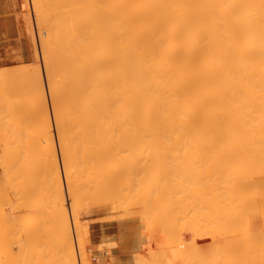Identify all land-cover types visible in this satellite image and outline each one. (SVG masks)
<instances>
[{
  "label": "bare ground",
  "instance_id": "bare-ground-1",
  "mask_svg": "<svg viewBox=\"0 0 264 264\" xmlns=\"http://www.w3.org/2000/svg\"><path fill=\"white\" fill-rule=\"evenodd\" d=\"M31 2L34 9L33 12L35 13L34 20L36 21L37 41H39L37 44L41 47H39V49H41L40 56H42L40 60H43L42 63H44L42 64L44 65L42 69L43 67L45 68V70L43 69V73L46 74L45 76L47 78L48 85H46V88H49H47V92L49 91L52 100V103L51 100L48 102L53 106V109L50 108V110L53 111V115L50 114L54 117L52 121L55 123L56 136H58L59 160L63 169V175H65L64 171L70 174V176L71 172H78L77 174L83 173L85 174V178H87L85 180L89 181L90 179L96 183L93 186L94 188L96 185V187H98V184L100 185L102 181L105 180V184L109 186L107 188L110 189V187H112L113 184L115 185V182L120 179L121 175L123 176V173L119 174V172L117 174L120 170H117L118 165L125 167V165L130 164L129 166L131 169L130 167L128 168L131 170L128 171V173L131 172V177L129 179L130 184L127 185L126 189H129V191L134 189L140 191L141 189L139 190L137 188L143 183L147 185V183L149 184L151 182L149 185L150 187L152 181L156 180V173L157 176L160 173L158 168L159 166L161 167V165L157 167L156 163L159 162L156 161V163H154V158H157L158 153H173L172 159L178 156V154H189L190 156L193 155L192 157L194 159L185 164L186 166L189 165L187 168L183 167L184 162L188 160L183 161L186 157L182 160L183 162L181 160L179 161L177 157L175 158L178 160L175 161V164L179 162L180 165L178 166V164H176V167L178 166L177 169L181 167L182 169L179 171L182 172L181 170H183L187 174L183 172V176V173L180 174L177 169L175 170H177L180 176L178 173L173 175L179 177L170 174V176H172L171 179L174 177L176 178L173 179L174 183L177 181L179 185L181 184L180 187H183L182 191L179 190L180 188L178 189V191H181V194L175 189L176 193L180 195V197L183 195V199L188 202L196 193L195 188L200 187L195 185H200L201 182L204 183L206 178H208L205 176L204 181L201 179V175H203L201 174V170H205V168L202 169V167L208 164L205 162L207 160H205V158L203 159L201 156L205 157L209 155L210 157L211 155L213 158L208 160L214 162V167L216 165L220 166L221 170H219L218 175L217 171L213 170L216 172V175L208 180L209 186L211 187L210 190L214 191L211 194V205L214 207L212 211L216 212V215L219 214L218 218L216 217V219L213 220L216 216L214 213L211 219L213 223L215 222L212 224L215 230L213 233L212 230L214 227L212 229L210 223L212 232L209 233L211 234L209 242L215 244L216 247H224L220 248L224 249L223 253L222 250L220 253L223 254V258L221 257L222 260L226 255L228 256H226V260H224L226 264H264V0H31ZM32 42H34V40ZM24 71L22 74H24ZM29 74H27V76ZM40 75H36L35 78L33 77L34 80H31V83L29 82L30 86L28 88V84L27 86L25 84V88L29 91V97H26V99L23 98V96H19V94H21V89L19 93H17L19 97L14 101L16 102V106H14L16 107L15 109L24 111V113H22L23 111L21 112L22 116L21 114L20 116L24 121L28 122V124L33 121L37 122L39 118H42L41 120L45 123L49 122L47 105L45 106L46 103L43 99L44 91L41 87L43 84L41 83ZM27 78H29V76ZM2 81L4 82V80ZM12 83H9L11 87L13 85ZM1 87L2 85L0 88ZM2 91L0 92V100H2V103H6L7 99H4L7 95L4 92L6 96H3ZM12 95L15 94L12 93ZM21 95H24V93ZM7 97L9 98V96ZM8 102L6 104L10 105ZM1 109H7V113L13 111L12 107L8 106L7 108L6 106L5 108L4 105L1 106L0 110ZM16 110L14 111L17 112ZM7 113H5V115ZM11 117L13 118V115ZM11 117L8 118L11 119ZM13 119L15 120V118ZM40 119L38 121H40ZM3 121L6 122L5 120ZM8 121L7 124L12 122L11 120ZM17 121L19 122V120ZM7 124L6 130L8 129ZM11 125L15 127V124L11 123ZM22 125L23 126L20 127L23 128L24 123ZM39 125H41L40 122L38 123V126ZM48 125L46 123V126ZM18 126L17 128L19 129ZM25 126L27 127V125ZM4 127L1 128L5 130ZM49 127L51 128V126ZM14 129L12 132L15 131L14 133L16 134V130ZM30 129L31 128H29V131ZM21 130L20 132L17 130L19 133L16 134L18 138L13 133L9 134V130L8 132H3V135H6V138L8 136L7 134H9V136L13 134L19 140V135L22 134ZM39 130L40 129H38L37 133H39ZM45 130L47 132L45 131L46 133L44 136L40 137L39 135L38 141L35 140V136H32L31 140L35 137L33 140H35L36 144L32 143L33 140L27 142L29 148L35 150L28 151V148L27 152H23L25 150L23 147V153L21 150H19V153V148L14 150V147L17 148V144L12 141V137H7V139L14 143L11 144L16 145L14 147L12 146V151L9 150L8 148H11L9 146L11 144L8 143L10 142H8L7 139L5 141V138L2 140L3 136L0 135V139L3 142L2 144L0 141L2 147L0 149V264H21L23 260V264H35L31 252L34 248L33 245L32 249L30 246L34 243L30 244L29 241L50 232L54 233V239H56L55 241L52 239V241L55 242V246L51 245L52 242L49 244L51 247H54L50 248L51 251L49 250L51 256L48 254L51 263L55 259L56 261L59 260L56 264H77L74 255L75 252H72L74 248H71V246L73 247L71 236L69 239V235H71V225H69L68 217H66L67 210L65 209L66 205L64 206L65 197L62 193V180H60L59 165L54 148L55 145L52 143V139L48 137L47 133H49V130ZM24 131V137L28 136L26 133L29 131ZM0 132H2V130ZM40 134L42 135V133ZM51 134L52 133H49V135ZM14 136L13 139H15ZM24 137H22L23 141ZM18 140L17 142H19ZM25 140H30V138ZM149 154H152L151 157ZM154 154L156 157L153 158L152 156H154ZM131 155H134V157L132 158ZM135 155H143L141 157L147 155L149 157L147 159L146 156V158H142V162H139L137 160H140V157L136 158ZM196 156L201 158L197 157L196 160ZM130 157L132 159H130ZM168 157H170V155ZM135 158L137 160L134 161L133 159ZM150 158H152V160ZM182 158L181 155V159ZM167 159L170 160V158ZM201 159L202 161H200ZM128 160H131L133 165H131V161L128 163ZM174 160L172 162H174ZM203 160H205V163ZM195 161L200 165L203 164V166L201 165L202 167L199 168L198 165L195 164ZM199 161L201 163H199ZM134 162L139 163L134 164ZM181 162L183 164H180ZM193 162L194 164H192ZM171 165L173 164L171 163ZM173 166L175 167V165ZM164 167H166V165ZM167 167L163 169H168ZM194 167H198L199 169L195 170ZM171 168L172 167H170V172ZM189 168L191 172L186 171V169L188 170ZM210 168L212 169V167ZM210 168H207L205 173L208 169L211 171ZM163 169L161 168L160 170L162 171ZM175 170H173V172ZM121 172H124V170ZM67 173L66 175L68 176ZM124 173L128 178L129 176L127 173ZM199 173L201 176L200 178L198 177ZM72 175L73 178L77 176L75 174ZM181 175L184 177V180H182ZM195 175H197L199 179ZM208 175L210 177L212 174L209 173L207 176ZM82 176L83 175H81L80 178L77 176L79 181H77L76 177L74 186L77 185V182H81L80 179H82ZM166 176H168V174ZM185 176L188 177V185L189 183L191 186L193 183L195 184L192 186L193 191L195 190L194 193L191 192L192 189H190L191 191L188 190L190 185L187 186V182H183L186 181ZM190 176L192 179L197 178L198 180L196 179V181L198 182L199 180L202 181L196 184V181L193 179V182H191L189 179L191 178ZM64 178L66 180L67 177ZM165 178L166 177H164V179ZM177 178L180 179L177 180ZM70 179L72 178L70 177ZM67 180L68 184L66 183L65 185L72 186L73 182L71 181L72 183L69 184L70 181L69 179ZM179 180L183 183L179 182ZM157 181L160 183V180ZM161 182L163 184V181ZM156 183L159 184L158 182ZM164 183L166 184L165 181ZM102 184H104V182ZM157 184L156 187H154L155 185H152V187L157 188ZM78 185L80 186V184ZM169 185H171V183H169ZM175 186L177 187L178 185ZM185 186L188 187L186 191L189 192H186L187 194L185 195L187 196L189 194L187 197H190V200L184 197ZM202 186L203 184L200 189L204 191L205 188L202 189ZM102 187L104 188L103 185ZM102 187L100 189H102ZM149 187L147 185V188ZM166 187L164 190L170 193V190L168 191ZM72 188L74 189L73 186ZM72 188L67 187L68 196L70 198H72L71 196L73 194L70 196L68 189ZM119 188L122 187L119 186ZM171 188L172 187L169 189ZM149 189L151 192L152 189ZM86 190L84 189L83 192L85 193ZM104 190L102 189V192H99V194L101 193L102 195ZM94 191L96 192L98 190ZM81 192L82 191H80V194L83 195L84 193ZM88 192L89 188L87 193ZM108 192H110V190ZM140 192L144 193L143 188ZM90 193L87 194L89 199H91L90 195L93 192ZM112 193L114 192L112 191ZM126 193L127 192L124 194ZM136 193L137 192H135V194ZM148 193L149 192H147L146 195ZM172 193L174 196L175 192ZM205 193L209 194V192ZM99 194L97 195L100 197V201H104L103 195L101 196ZM152 194L154 197H158L156 196L157 194ZM75 195L78 196V193H75ZM119 195L122 196L121 194ZM130 195H132V193H130ZM142 195L137 198H141ZM146 195L143 196L145 197ZM178 195L175 196L179 198ZM195 195L196 199L197 197L199 198V196H197L199 195L198 192ZM175 196L173 201H171V197H169V199L168 197L164 198L166 201H171L173 205L174 203L172 202L176 201ZM204 196L205 195H203V198L201 196L199 199L205 198V201H207L206 197L209 195L206 197ZM101 197L103 198L101 199ZM114 197L116 198L115 195ZM123 197L124 195L122 198ZM148 197H146L145 200ZM154 197L152 198L155 199ZM78 198L76 199L78 200ZM94 198L95 197H93L92 200H94ZM98 199L96 201H98ZM129 199L131 200V198L126 200ZM73 200L74 199H72L69 204L75 205L76 203L79 205V202H73ZM122 200L123 199L120 201L122 202ZM126 200L122 202L123 209L126 207L127 203H129V205H127L130 207L135 203L134 198V201L129 200L130 202L133 201L132 205H130L128 201L125 204L124 201ZM193 200L191 201L194 202ZM114 201L116 200L114 199ZM143 201H141L142 204ZM169 201L167 203H169ZM181 201L183 200H180V202L178 200L179 203H181ZM199 201L197 203L195 200V204H192L195 206L197 204L199 205ZM121 202L117 201L116 204L120 203L122 205ZM157 202L160 203L158 206L162 204L161 199ZM157 202L155 201L153 203L157 204ZM183 202L182 206L183 204H187V202ZM80 203V206L77 207V209L80 208V210L83 207L85 208L87 206L86 204H88H84L81 201ZM82 203L85 206H83ZM141 203H139V205ZM203 203L204 201H202V204ZM71 205L70 207L72 208ZM164 205L165 207H173L172 205L166 206L165 202ZM189 205H186V207ZM203 206L205 207V205ZM149 207L145 208L147 209ZM159 208H161L160 211L162 212L166 210L164 207V209H162V207H158L157 209L159 210ZM189 208L188 211L190 210ZM197 208L200 209L198 206ZM197 208L195 209L197 210ZM208 208L209 207L206 209ZM118 209L119 206L117 207V210ZM146 209L145 211L148 210ZM191 210L195 211L193 209ZM208 210H210V208ZM200 212V214H193L191 217H189L190 215L186 216L189 217V219L193 216L198 217L199 215V217H203V215L201 216L203 212ZM133 213L135 212L133 211ZM153 213L155 214L156 212ZM197 213H199V211H197ZM143 214L144 217L147 215L146 213ZM165 214H167V211ZM169 215H165L166 218ZM186 216H183L185 220ZM206 216L207 218L205 219L211 221L208 217L210 214ZM122 217L124 216L122 215ZM149 217L150 219L153 218L150 214ZM175 217L174 215V218ZM179 217L182 218L181 216ZM197 217L196 219L194 217L192 219L196 221ZM108 218L109 217H107L106 220H108ZM166 218L164 217L165 220H167ZM255 218L258 219L256 224L255 222L253 223ZM155 219L157 221V219L160 218L156 217ZM164 219L161 217L160 221ZM176 219H173V221H179ZM146 220L147 219H145V221ZM152 220L154 221V218L151 219V221ZM167 221H171V219L168 218ZM189 221L192 222L191 219ZM77 223L75 226H77ZM185 223L190 224L188 221ZM196 223L197 222H195V224ZM151 225L153 224H148V228ZM196 225H198V223ZM196 225V228L201 227V224L198 226ZM204 225L205 224L202 226L204 227ZM79 226H81V224ZM161 226H163V224H161ZM174 227L173 225V230ZM210 227H205V229L207 228L206 230H210ZM145 228H147V225ZM161 228L163 229V227ZM187 228H189V226ZM191 228L189 231H194H191ZM82 229L86 230L85 226ZM176 229L178 230L177 227ZM199 229L195 231L196 234L192 232L193 236L196 235V238L198 237L197 231L202 234H200L201 236H203L205 232H210L203 231L205 229L202 228V232H204L202 233ZM84 230L83 234L85 232ZM179 231L180 229L178 233H180ZM171 232L169 233L171 234ZM182 232L187 233L188 231L186 232L184 229ZM172 234L170 235L171 238ZM204 235L205 238H208L206 233ZM174 236L176 237L177 235ZM169 237L167 239L168 241L166 240L169 244L170 242L174 243L175 241L176 243V241H178L174 240L175 238L169 241ZM81 238L80 236V239ZM198 239L200 241L201 238ZM22 240L30 244H26L29 246L27 248L29 250L24 249L25 244L22 243ZM47 240H49L48 237ZM192 242H194V238L191 243ZM196 242L198 241L196 240ZM21 243L24 245L22 246ZM80 243L84 245V243ZM175 243L173 244L174 246H176ZM36 244L38 245V243ZM182 244L183 243H181V245ZM206 244L208 243H204L200 245V247H207L208 245L206 246ZM82 245L80 247H83ZM185 245H187V243ZM185 245L183 244L182 246L184 247ZM194 245L195 244L191 247ZM215 245L210 246L211 254L207 252L205 255L208 257L202 258L207 261L203 263L201 261L200 263L197 260V264H210L212 263L210 260L212 259V261H214L215 256H217L216 260H219L218 256L221 254L218 251L220 250H217L219 255L214 253V251L213 255H216L212 257V248ZM43 246L46 247L45 245ZM78 246L76 247L78 248ZM183 247L181 248L184 249ZM177 249H179V247ZM182 249L180 250L184 253ZM44 250L46 251L47 249ZM191 250L194 251V247L193 249H189L190 252L187 250V252L190 253L189 255H193ZM206 250L210 249L207 248ZM34 251L35 250H33V252ZM83 251L84 249L82 252ZM172 251L174 252V249ZM259 251H262L261 256L259 255ZM227 252H229V254ZM36 253H38V251ZM156 253L159 254V251H156ZM168 253L171 255L170 251ZM177 253H179V251ZM193 253L196 252L194 251ZM83 254L85 255V252H83ZM81 255L80 253V256ZM84 255H82L83 258H86ZM181 255L183 259L184 256L183 254ZM184 255L187 258V255ZM199 257L200 256L195 257L194 254V256L191 257V259L193 258L192 261L189 258H187V260H190L192 264H196L195 260ZM133 258L136 257L133 256ZM171 258V260H173V256ZM176 258L177 260L180 259H178V256H176ZM176 258H174L175 261L173 260V262H176ZM221 258L219 261L222 263L223 261ZM36 259H38V257H36ZM43 260L44 259H42V261ZM46 260L48 262V258L45 257L43 263H46ZM168 260L169 261L165 259L164 262L167 261L166 263H169L171 261L170 259ZM199 260H201V257ZM182 261H184L183 263L185 264V259ZM138 262L141 263L142 261L138 259ZM146 262L149 263L148 261ZM38 264H40V261H38Z\"/></svg>",
  "mask_w": 264,
  "mask_h": 264
},
{
  "label": "rangeland",
  "instance_id": "rangeland-1",
  "mask_svg": "<svg viewBox=\"0 0 264 264\" xmlns=\"http://www.w3.org/2000/svg\"><path fill=\"white\" fill-rule=\"evenodd\" d=\"M34 9H33V6H32V2H31V0H0V86L2 85V87L0 88V92L2 91L3 92V96H9V98L6 96V98L4 99V100H6L7 99V101H6V103L8 102V100H9V104L10 105H7L4 101V103H2V100H0V102L2 103H0V108H1V106H3L4 105V107L6 108V106H7V108H8V106L9 107H12V109H13V107L14 106H16V102H14V101H16L17 100V98L19 97V96H23V98H28L29 96V91H28V87L30 86L29 84L31 83V80H34V78H35V76L36 75H40L41 76V83L44 85H42L41 87L43 88V91H44V97H43V99H44V102L46 103L45 104V106L47 105V113H48V120H49V122H46L47 123V125L48 126H46V123L45 122H43L40 118V121H38L37 120V122L36 121H33V122H35V123H33V122H30L29 124H28V122H26V121H24L23 119H22V114H21V112L23 111H18V110H16L15 108L16 107H14V109H13V111H9L8 113L6 112V111H8L7 109H1L0 110V117H2V118H0V122H1V127L3 128L4 126V128H5V130L4 129H2L1 127V130H2V132H0V135L1 136H3V138H2V140L5 138V136L6 135H3V132H8V130L10 131L9 132V134H11V133H13V134H15L14 132H12L13 131V129L14 128H16V129H14V130H16V134H19L18 133V131L17 130H19V132H20V130L22 129L23 131L24 130H26V131H24V132H27V131H29V128H31L30 129V131L28 132V133H26V135L28 134V136H26V137H24L25 136V133H23V131L21 130V132H22V134H24V135H22V134H20L19 135V140L17 139L18 138V135H16L15 134V136L17 137H15L13 134V136L15 137V139H13V136L12 135H10L9 136V134H7L8 136V138L10 137H12V141H14V143L16 142V144H17V148L16 147H14L15 145H13L14 143L11 141V140H9V139H7V137L5 138V141H6V139L8 140V142H10V143H8V144H11V143H13V144H11V145H9L11 148H8L9 150H11L12 149V146L14 147V150H16V149H18V151L19 150H21V152L23 151V147H24V151L23 152H27V150H28V148H29V144L27 143L28 141H32L35 137V140H37L38 141V139H39V135H40V137L41 136H44V134L47 132L45 129H47V130H49L48 132L49 133H52L51 135L53 136H51V135H49V133H47L48 134V137H50V139H52L51 141H52V143L55 145H53L54 146V148H55V153H56V156H57V161H58V165H59V175H60V180H62L61 181V184H62V193H63V196L65 197L64 198V202H65V204H64V206H65V209L67 210V214H66V217H68V220H69V225H71L70 226V232H71V235H69V239H70V236H71V240H72V245H73V247L71 246V248L73 249L72 250V252H75V258H76V262H77V264H83L86 260V262H87V264H136V263H138V264H171L172 262H173V260L175 261V259L174 258H176V256H178V259L180 258V259H182L181 257H182V255L181 254H183V256H184V258L182 259V260H184L185 259V264H192L191 263V261H192V259L194 258H192L191 259V257L192 256H194V254H195V257H198V256H200L201 257V260H199L200 259V257L199 258H197L195 261H196V264L198 263L197 262V260L201 263V261H202V263L204 262V261H207L206 259H202V258H204V257H208L207 255H205V254H207V252H208V254L210 253V251H211V245H215V244H211L209 241H210V239H211V237H210V235L211 234H209V233H211L212 231H213V233H214V230H215V227L214 226H212V224H214L213 223V221L211 220L212 219V217L214 216V213H215V215H216V212H214V211H212V210H214V207H212V201H211V199H212V196H211V194L214 192V191H212V190H210L211 189V187L209 186V179L212 177V176H215L216 174V172H214V171H217V175H218V172H219V170H221V168H220V166H217L216 164V166L214 167V162H210L208 159H210V158H213V157H211V155H210V157H209V155H206L205 157L204 156H201L203 159L205 158V160H207V161H205V160H203V162L205 161V162H207L208 164H207V166H205V167H202L203 166V164H198V162L197 161H195V164H197L198 165V167L199 168H201L202 167V169L203 168H205V170L207 169V168H210V167H212V169L210 168V170L211 171H209V169H208V171H206V173L207 174H212V175H210V177H209V175L207 176V174L205 173V170H201V174H203V175H201L200 176V173H199V175H198V177L200 178L201 177V179L204 181L205 179V176L206 177H208V178H206V180H205V182L203 183V182H201V184L200 185H195L194 183V185L195 186H200L199 188H195V190H196V193L195 194H197V192H198V194L199 195H197V196H199V198L202 196V198H203V195H205L204 197H206V196H208V197H206V200L207 201H205V198L204 199H199L198 197H197V199H196V195L194 194V196L193 197H195V198H193V197H187V196H189V194L186 196L185 194H187L186 192H188V191H186V189L188 188L187 186H189L190 185V188L188 189L189 191H191L190 189H192V186H193V184H192V186H191V184L189 183V185H188V182H187V176H185V180L186 181H183V182H187V186H185L186 188H185V193H184V190H183V193H184V197H186L188 200H193L194 202H195V200H196V202L198 203V201H199V205L197 204L196 206L195 205H193L192 203H194V202H192L191 200L190 201H185L184 199H183V195L181 196L182 197V199H181V197H180V195H178L177 193H176V191L177 192H179L180 194H181V191H182V189H183V187L181 188L180 187V185H179V183L177 182V181H175L176 183H174V181H173V179H176L175 177L173 178V179H171V177L172 176H176V177H179L180 176V174L181 173H183L184 171L183 170H181L182 172H180L179 170L180 169H182L181 167H179V169H177V167L178 166H180L179 165V162H177L176 164H178V166L176 167V164H175V161H182L185 157H186V159L185 160H183V161H186L187 159V162H184V164L181 162L180 164H183L184 166L183 167H185V168H187V167H189V165H185L186 163H188L190 160L192 161V159H194L192 156H190L189 154H178V156L180 157H178V156H176L175 155V153H174V155L177 157V159L178 160H176L175 158L176 157H174L173 159H172V155H173V153L171 154V153H158V156H157V158L155 159L154 157H156L155 156V154H154V156H152L153 158H154V163H156V161H158L159 163H156V165H157V167L159 166V165H161V167L159 166V175L157 176V173H156V175H155V178H156V180L155 181H152V185L154 186V187H156V182H158L159 183V181H157V180H160V185L159 184H157V186L159 187H157V188H154V187H152V185L149 187V185L151 184V182L148 184L147 183V185H148V187L149 188H151L152 189V191L150 192V189L149 188H147V185H146V183H143L139 188H137V189H141L142 190V188H143V192L144 193H141L140 191H136L135 189L134 190H130L129 191V189H126L127 188V185H129L130 183V174H131V172H129L128 173V171H131L130 169H131V167L129 166L130 164H127V165H125V167L123 166V167H121V166H119L118 165V169L117 170H119L118 172H117V174L119 173V174H122L123 173V176L121 175V177H120V179H118V181L117 182H115V185L113 186L112 185V187H110V189H108L107 187H109V186H107L108 184H105V180H103L102 181V183L104 182V184H98V187H96L95 186V188L93 187L96 183L95 182H93V180H90L89 179V181L88 180H85V179H87V178H85V174H77L78 172H75V173H72L71 172V176H70V174H68L66 171H64L65 172V175H66V173L68 174V176L66 175H63L64 173H63V169H62V167H61V162H60V152L58 151L59 150V147H58V136H56L57 135V132H56V127L54 126L55 125V123L52 121V120H54V117L52 116L53 114V111L52 110H50V108L51 109H53V106L51 105V103H52V100H51V95L49 94V91L47 92V88H46V85H48V83H47V78H46V74H44L43 72H44V70H45V68L43 67V69H42V66H44V65H42V64H44V63H42L43 62V60H40V59H42L41 57L42 56H40V51H41V49H39V47H40V45L38 46V44H37V42L39 43V41H37V39H38V35H37V28H36V26H35V23H36V21L34 20ZM32 34V35H31ZM32 36H33V39H32ZM34 40V42H32ZM34 43V44H33ZM41 48V47H40ZM35 50V51H34ZM36 54H35V53ZM36 57H37V60H36ZM38 68V69H37ZM2 69H4V70H2ZM37 69V70H36ZM25 70V71H24ZM2 71H4V72H2ZM22 71V72H21ZM23 71H24V74H22L23 73ZM26 71H28V72H26ZM38 71V72H37ZM30 73V74H29ZM36 73V74H35ZM38 73V74H37ZM27 74H29L28 76H29V78H27L28 76H27ZM34 74V75H33ZM17 75H19V76H16ZM20 75H23V76H20ZM33 75V76H32ZM14 76V77H13ZM22 77V78H21ZM32 77V78H31ZM34 77V78H33ZM46 78V80H45V78ZM6 78V79H5ZM21 78V79H20ZM10 79V80H9ZM17 79V80H16ZM20 79V80H19ZM23 79H24V82H23ZM2 80H4V82L2 81ZM7 80V81H6ZM19 80V81H18ZM21 81V82H20ZM27 81V82H26ZM8 82V83H7ZM13 82V83H12ZM20 82V83H19ZM30 82V83H29ZM5 83V84H4ZM7 83V84H6ZM12 83L13 85H12V87H11V85L10 84ZM17 85H19V86H17ZM47 83V84H46ZM21 84V85H20ZM25 84H26V86H27V84H28V86H27V88H25ZM7 85V86H6ZM23 85V86H22ZM15 86V87H14ZM21 86V87H20ZM19 87V88H18ZM8 88V89H7ZM12 88V89H11ZM24 88H25V90H24ZM10 89V90H9ZM19 89V90H18ZM22 89V90H21ZM49 89V88H48ZM16 90H17V92H16ZM21 90V91H20ZM9 91H10V93H9ZM12 91H14V92H12ZM19 91H20V93L21 94H23L24 93V95H21V94H19V96H18V94L17 93H19ZM23 91V92H22ZM24 91H26V92H24ZM4 92H5V94H4ZM7 92V93H6ZM12 93H14L15 95H12ZM12 96H11V95ZM25 94H27V95H25ZM1 95V94H0ZM17 95V96H16ZM25 96V97H24ZM1 97V96H0ZM13 97H15V98H13ZM45 97H47V98H45ZM2 98H4V97H2ZM12 100H11V99ZM26 98V99H27ZM14 99V100H13ZM16 99V100H15ZM46 99V100H45ZM51 100V103L50 102H48V101H50ZM48 103H47V102ZM14 102V103H13ZM29 102V101H28ZM5 104H6V106H5ZM51 106V107H50ZM14 110H16L17 112H15ZM52 111V112H51ZM2 112V113H1ZM12 112V113H11ZM5 113H7L8 114V116H7V114L5 115ZM18 113V114H17ZM22 113H24V111L22 112ZM52 115H51V114ZM3 116H2V115ZM11 114V115H10ZM16 114V115H15ZM20 114H21V116H20ZM50 114V115H49ZM5 115V116H4ZM13 115V118H15V120L11 117ZM6 116H7V120H6ZM18 116H19V118H18ZM5 117V118H4ZM11 117V119H9V118ZM4 118V119H3ZM50 118V119H49ZM2 120V121H1ZM3 120H5L6 122H4ZM8 120H11L10 122L11 123H13V124H15V127L13 126V125H11V123H9L10 124V126H9V124H7L9 121ZM17 120H19V122L17 121ZM8 121V122H7ZM15 121V122H14ZM3 122V123H2ZM22 122V123H21ZM41 123V125H39L38 126V123ZM53 122V123H52ZM24 123V127L22 128V127H20V126H23L22 124ZM6 124L8 125V129L6 130ZM20 124V125H19ZM33 124V125H32ZM43 124V125H42ZM3 125V126H2ZM19 125V126H18ZM25 125H27V127L25 126ZM31 125V126H30ZM36 125V126H35ZM17 126L19 127V129L17 128ZM37 126H38V128H37ZM49 126H51V128L49 127ZM54 126V127H53ZM33 127V128H32ZM40 127V128H39ZM46 127H48V128H46ZM12 129V130H10V129ZM21 128V129H20ZM41 128H43V129H41ZM50 128V129H49ZM53 128H55V129H53ZM28 129V130H27ZM36 129V130H35ZM38 129H40L39 130V133H37L38 132ZM0 130V131H1ZM34 132H32V131ZM54 130H55V132H54ZM36 131V132H35ZM46 131V132H45ZM51 131V132H50ZM31 133V134H30ZM40 133H42V135L40 134ZM56 133V134H55ZM5 134V133H4ZM38 135V136H36V135ZM21 136V137H20ZM32 136H35V137H33V139L31 140V138H32ZM22 137H24V141H23V138ZM28 137V138H27ZM1 138V137H0ZM21 138V139H20ZM30 138V140H25V139H29ZM2 140L0 139V141L2 142ZM17 140L19 141V142H17ZM35 140H33V144H36L35 143ZM56 140V141H55ZM5 141H4V143H5ZM25 141H26V143H25ZM36 141V142H37ZM0 142V143H1ZM21 142V143H20ZM23 142V143H22ZM20 143V144H19ZM2 144H3V142H2ZM6 144V143H5ZM8 144H6L7 146H8ZM18 144H19V147H18ZM31 144V143H30ZM25 145V146H24ZM8 146V147H9ZM28 146V147H27ZM20 147H22V148H20ZM27 147V148H26ZM34 147V146H33ZM2 147H1V144H0V149H1ZM34 149V148H33ZM13 150V151H14ZM35 150V149H34ZM34 150H32V148H29V150L28 151H34ZM1 151V150H0ZM12 151V150H11ZM17 152V151H16ZM22 152V153H23ZM1 153V152H0ZM19 153H20V151H19ZM177 154V153H176ZM151 155L152 154H149V156L151 157ZM164 155V156H163ZM170 155V157H168ZM181 155H182V159H181ZM129 156V155H128ZM136 156V158H138V157H140V160L138 159H133L134 161L135 160H137V161H139V162H142L143 161V159L142 158H146V156L147 155H145L144 157H141V156H143V155H135ZM149 156H147V159H148V157ZM163 158H162V157ZM165 156H167V157H165ZM131 157L133 158L134 157V155H131ZM130 157V159H132ZM159 157V158H158ZM192 157V158H191ZM195 157V156H194ZM197 157L198 158H201V157H199V156H196V160H197ZM165 158V159H164ZM167 158H170V160L169 159H167ZM127 159H128V157H127ZM151 160H152V158H150ZM159 159H160V161H159ZM164 159V160H163ZM166 159H167V162H166ZM175 159V160H174ZM125 160V159H124ZM174 160V162H172ZM126 161V160H125ZM129 161H131V160H128V163H129ZM200 161H202V159L200 160ZM199 161V163H201ZM127 162V161H126ZM139 162H136V163H139ZM166 162V163H165ZM173 164V165H175V167L173 166V165H171V163ZM204 162V163H205ZM135 162H134V164H136ZM170 163V165L168 166V164ZM191 163V162H190ZM209 163H211V164H209ZM192 164H194V162L192 163ZM191 164V165H192ZM131 165H133V162L131 161ZM166 165V167L168 168V169H163V168H166V167H164ZM204 165H206V164H204ZM210 165V166H209ZM127 166V167H126ZM192 166H194V165H192ZM196 166V165H195ZM120 167V168H119ZM130 167V169H128ZM170 167H172L171 168V172H170ZM173 167H174V169H173ZM198 167H194L195 168V170L197 169H199ZM163 169L162 171L164 172H162L160 169ZM185 168H184V170H185ZM175 169H177L179 172H180V174L177 172V170H175ZM216 169V170H215ZM124 170V172H126L127 173V175L129 176L128 178H127V176H126V174L124 173V172H121V171H123ZM167 170V171H166ZM173 170H175L174 172H173ZM214 170V171H213ZM186 171H190L191 172V170H190V168L187 170L186 169ZM192 171H193V168H192ZM212 171H213V173H212ZM168 172V173H167ZM197 172H199V171H197ZM204 172V173H203ZM162 173V174H161ZM166 173V174H165ZM175 173H178V175L179 176H177V175H173V174H175ZM184 173H186V172H184ZM184 173L182 174L183 176H184ZM195 173V172H194ZM72 174H75V175H77L79 178L81 177V175H83L82 176V179H80L81 180V182H77L76 184L77 185H75L74 186V184H75V179H76V177L77 176H74L75 178H73L72 176ZM168 174V176H166ZM170 174L172 175V176H170ZM187 174V173H186ZM185 174V175H186ZM192 174V173H191ZM181 175V177H182V180H184V177ZM190 175V174H189ZM194 175V174H193ZM161 176V177H160ZM169 176H170V178H169ZM196 177H197V175H195ZM64 177H67L66 178V180H65V178ZM69 177V178H68ZM70 177L72 178V179H70ZM78 177H77V181H79V179H78ZM104 176L102 175V178H103ZM126 177V178H125ZM159 179H158V178ZM163 177V178H162ZM164 177H166L165 179H164ZM191 177V176H190ZM194 177V176H193ZM197 177V178H198ZM83 178H84V180H83ZM101 178V177H100ZM122 178V179H121ZM154 178V179H155ZM196 178V179H197ZM198 178V179H199ZM67 179H69V184L70 183H72L73 182V187H74V189H75V191H74V189L72 188V186H67V185H65L66 183L68 184V180ZM104 179V178H103ZM126 179H127V181H126ZM164 179V180H163ZM178 179H180V178H177V180ZM190 180H191V182H193V179H192V177L191 178H189ZM188 179V180H189ZM196 179H194L195 181H196ZM197 179V180H198ZM67 181V182H65V181ZM120 180V181H119ZM125 180V181H124ZM169 182H168V181ZM172 180V181H171ZM202 180H199V182L198 181H194L196 184L198 183H200V181H202ZM72 181V182H71ZM84 181V182H83ZM91 181V182H90ZM122 181V182H121ZM161 181H163V184H162V182ZM164 181L166 182V184L164 183ZM208 181V182H207ZM121 182V183H120ZM124 182V183H123ZM126 182V183H125ZM168 182V183H167ZM175 184V185H178L177 187L173 184V183ZM179 182H182V181H180L179 180ZM182 182V183H183ZM91 183V184H90ZM169 183H171V185H169ZM78 184H80V186H81V184H82V186H81V188H80V186L78 185ZM93 184V185H92ZM119 184V185H118ZM122 184V185H121ZM144 184H145V186H144ZM203 184V186H202V189H204V191L205 190H208V191H205V192H209V194L208 193H205L203 190H201L200 188H201V185ZM206 184V185H205ZM87 185H88V187H87ZM91 185V186H90ZM102 185L104 186V188H105V190H104V188L102 187ZM185 185V184H184ZM69 188H72V189H68L69 190V195L71 196V194H73L71 197L72 198H70L69 196H68V191H67V187ZM78 186H79V188H78ZM84 186V187H83ZM119 186L120 187H122V188H119ZM143 186V187H142ZM162 186H163V188H162ZM166 187V189L170 192V193H167L164 189H165V187ZM208 186V187H207ZM93 187V188H92ZM102 187V189L104 190V193L102 194L103 195V197H101V199L103 198V199H105L104 201H100V197L97 195V194H99V192H102V189H100ZM142 187V188H141ZM144 187H146V188H144ZM170 187H172L171 189H169ZM176 187V188H175ZM88 188H89V192L88 193H90L91 195H90V198L91 199H89L88 198V196H87V191H88ZM90 188H91V190H90ZM119 188V189H118ZM161 188V189H160ZM180 188V189H179ZM194 188V187H193ZM206 188H208V189H206ZM84 189L86 190L85 191V193L83 192L84 191ZM111 189H114V190H111ZM122 189V190H121ZM154 189V190H153ZM175 189H176V191H175ZM178 189L179 190H181V191H178ZM198 189H200V190H198ZM72 190V191H71ZM94 190H98V191H94ZM100 190V191H99ZM110 190V192H111V194H110V192H108V191ZM121 190V191H120ZM127 190V191H126ZM146 190H148V191H146ZM159 190H161V191H159ZM165 192H164V191ZM195 190L193 191V189H192V193H194L195 192ZM73 191H74V193H73ZM77 191V192H76ZM80 191H82L81 193H84L83 195H81L80 194ZM107 191V192H106ZM112 191L114 192V193H112ZM163 191V192H162ZM71 192V193H70ZM115 192H116V194H115ZM118 192V193H117ZM121 192V193H120ZM122 192H123V194H122ZM125 192H127L126 194H124ZM132 193V195H130V193ZM134 192V193H133ZM135 192H137L136 194H135ZM140 192V193H139ZM147 192H149L147 195H146V193ZM156 192V193H155ZM158 192H161V193H158ZM172 192H175V194H174V196L175 195H178L179 196V198L177 197V196H175V200L176 201H174V202H172V203H174L173 205L171 204V201H173V198H174V196L172 195L173 193ZM190 192V193H191ZM199 192H202V193H199ZM75 193H78V196H76L75 195ZM139 193V194H138ZM152 193H154V194H157L156 196H158L157 198L156 197H154V195L152 194ZM162 193H164V194H162ZM189 193V192H188ZM204 193V194H203ZM119 194H121L122 196L124 195V197L122 198V196H120ZM134 194H135V196H134ZM138 194V196H140V195H146L145 197L142 195L141 196V198L139 197V199L136 197V195ZM152 196H151V195ZM160 194H162V195H160ZM201 194V195H200ZM94 195H96V196H94ZM99 195H101V193L99 194ZM101 195V196H102ZM104 195H106V196H104ZM114 195L116 196V198L114 197ZM118 195H119V197H118ZM127 195V196H126ZM168 195H170V196H168ZM171 195H172V197H171ZM192 195V194H191ZM112 196V197H111ZM131 196V197H130ZM148 196H151V197H148ZM162 196V197H161ZM69 197V198H68ZM79 197V198H78ZM84 197H86V198H84ZM93 197H95L94 198V200H92L93 199ZM121 197V198H120ZM146 197H148L146 200H145V198ZM152 197H154L155 199H153ZM167 198L168 197V199H169V197H171L172 198V200L171 201H169L168 199V201H169V203H167L168 201H166L165 200V198ZM76 198H78V200L76 199ZM83 198H84V201H83ZM99 198V199H98ZM113 198V199H112ZM120 198V199H119ZM128 198H131V200H133V198L135 199V203L132 205V202L134 201H132V202H130L129 200H126V199H128ZM136 198H137V200H136ZM152 198V199H151ZM161 199V205L160 206H158V204H160L159 202H157V201H160V199ZM176 198H178V199H176ZM185 198V199H186ZM207 198H209V199H207ZM70 199V200H69ZM72 199H74L73 200V202H76L77 201V203L79 202V205L78 204H76L75 203V205H74V207H73V205H71V203L69 204V202L72 200ZM80 199H82V200H80ZM89 199V200H88ZM98 199V201H96ZM114 199L116 200V201H114ZM118 199V200H117ZM121 199H123V200H126V201H124V203L126 204L127 203V201L128 202H130V205H132L131 207L130 206H128L129 205V203H127L126 204V207H124V209H123V200H122V202L120 201ZM142 199V200H141ZM151 199V200H150ZM186 199V200H187ZM87 200V201H86ZM111 200V201H110ZM143 201V204L141 203V201ZM147 200H149V201H147ZM154 200V201H153ZM178 200H179V202H180V200H183V201H185V202H183V201H181V203H179L178 202ZM198 200V201H197ZM208 200H210V201H208ZM80 201L81 202H83L84 204L85 203H88V204H86L87 206H88V208H87V206L84 208L83 206H85L83 203H82V207L83 208H81V210H80V208L79 209H77V207H79L80 206ZM90 201V202H89ZM117 201L118 202H121L122 203V205L120 204H116L117 203ZM157 202V204L156 203H153V202ZM202 201H204V203L202 204ZM63 202V203H64ZM72 202V203H73ZM103 202H105V203H103ZM110 202V203H109ZM112 202V203H111ZM145 202V203H144ZM147 202V203H146ZM152 202V203H151ZM164 202H165V204H166V206L167 205H172L173 207H165V205H164ZM178 204H177V203ZM182 202L183 203H186L187 202V204H183V206H182ZM92 203V204H91ZM137 203V204H136ZM139 203H141L140 205H139ZM202 205H201V204ZM207 203H209V204H207ZM145 204V205H144ZM146 204H148V205H146ZM152 204V205H151ZM189 204H191V205H193V206H191V205H189ZM195 204V203H194ZM207 204V205H206ZM70 205L72 206V208L70 207ZM154 205H156V206H154ZM177 205V206H176ZM186 205H189L188 207H186ZM203 205H205V207L207 208V207H209L210 208V210H208V209H206ZM119 206V209L117 210V207ZM149 207V208H145V207ZM176 206V207H175ZM178 206H180V207H178ZM195 206V207H194ZM197 206L198 207H200V209H198L197 208ZM70 207V208H69ZM153 207V208H152ZM158 207H162V209H164V208H166V210H165V212H162V211H160L161 210V208H159V210L157 209ZM164 207V208H163ZM175 207V208H174ZM183 207H184V209H183ZM190 207V208H189ZM193 207V208H192ZM75 210H74V209ZM181 208H182V211H181ZM188 208L190 209L189 211H188ZM195 208H197V210L195 209ZM204 209V211H203V209ZM213 208V209H212ZM89 209V210H88ZM145 209L147 210V211H145ZM154 209H156V210H154ZM179 209V210H178ZM191 209H193V210H195V211H192ZM207 210V212H206V210ZM138 210V211H137ZM153 210V211H152ZM185 211V213H184V211ZM186 210H187V212H186ZM74 211V212H73ZM78 212V213H76V212ZM81 211V212H80ZM133 211L135 212V213H133ZM166 211H167V214H165L166 213ZM176 211V212H175ZM179 211V212H178ZM197 211H199V213H197ZM200 211H202L203 213L201 214V216L203 215V217H197V216H193L195 219H196V217H197V220L195 221V219H192V218H190L191 220H192V222L191 221H189L190 219H189V217H191L193 214L195 215V214H200L201 212ZM210 211H211V213H210ZM123 212H124V214H123ZM149 212V213H148ZM152 212V213H151ZM153 212H156L155 214L153 213ZM160 212V213H159ZM161 212H162V214H161ZM175 212V213H174ZM182 212V213H181ZM192 212H194V213H192ZM196 212V213H195ZM72 213V214H71ZM143 213H146L147 215L144 217V214ZM159 213V214H158ZM169 213H170V215H169ZM174 213V214H173ZM186 213H188V214H186ZM71 214V215H70ZM124 216V217H122V215ZM140 214H143V215H140ZM149 214H150V216H153V218H154V221L152 220L151 221V219H153V218H151L150 219V217H149ZM180 214H182V215H180ZM209 215L210 214V216H208L209 218H210V220L211 221H209L208 219V221L205 219V218H207V216L206 215ZM77 215V216H76ZM120 215V216H119ZM160 215H161V217H163V219H164V217L166 218V216L165 215H169V216H167V220H168V218L169 219H171V221H167V220H161L160 221V219H161V217H160ZM162 215H164V216H162ZM174 215L176 216L175 218H174ZM178 215V216H177ZM189 216V217H187V216ZM219 215V214H218ZM218 215H216L214 218H213V220L214 219H216V217L218 218ZM72 216V217H71ZM73 216H74V218H73ZM114 216V217H113ZM117 216H119V217H117ZM125 216H128V217H125ZM172 216V217H171ZM179 216H181L182 218H180ZM183 216H186V220L188 221V222H190V224L189 223H185V222H187L186 220H185V218H183ZM204 216H206V217H204ZM107 217H109L108 218V220H106L107 219ZM140 217V218H139ZM144 217V218H143ZM149 217V218H148ZM160 218V219H157V221H156V219L155 218ZM178 217V218H177ZM111 218V219H110ZM177 218V219H176ZM199 218V219H198ZM203 218V219H202ZM101 219V220H100ZM104 219V220H103ZM145 219H147L146 221H145ZM173 219H176V220H179V221H177V222H175V220L173 221ZM181 219V220H180ZM203 221H202V220ZM73 220V221H72ZM92 220H94V221H92ZM103 220V221H102ZM106 220V221H105ZM141 220V221H140ZM143 220V221H142ZM201 220V221H200ZM84 221V222H83ZM90 221H92V222H90ZM184 223H183V222ZM193 221H194V223H193ZM73 222H75V223H73ZM78 222V223H77ZM86 222V223H85ZM144 222H145V224H144ZM195 222H197L198 223V225H200L201 227H199V228H201V229H199V228H196L195 227V225L197 224H195ZM201 222V223H200ZM207 222H208V225H209V227H210V223H211V226H212V229H213V227H214V229L211 231V227H210V230H206L207 228H209L208 227V225H207ZM255 222V224L258 222V219L257 218H255L254 220H253V223ZM77 223V226H75V224ZM81 224V226H79L80 224ZM85 223V224H84ZM169 223V224H168ZM171 223V224H170ZM193 223V225L191 226V224ZM148 224L150 225V224H153V225H151L149 228H148ZM157 224V225H156ZM161 224H163V226H161ZM185 224V225H184ZM187 224V225H186ZM189 224V225H188ZM203 224H205L204 225V227L202 226ZM146 225H147V228H145L146 227ZM173 225L175 226L174 227V230H173ZM177 225V226H176ZM183 225V226H182ZM198 225H196V226H198ZM83 226V227H82ZM84 226H85V228H86V230H84V229H82V228H84ZM87 226V227H86ZM158 226V227H157ZM172 226V227H171ZM189 226V228H187ZM192 228H191V227ZM75 227V228H74ZM77 227H78V229H77ZM80 227V228H79ZM161 227H163V229L161 228ZM166 227V228H165ZM176 227L178 228V230L180 229V233H178V230L176 229ZM185 227V228H184ZM205 227H207L206 229H205ZM73 228H74V230H73ZM190 228H191V231L192 230H194V231H192L194 234H196V230L197 229H199V230H201V232H202V228H204L205 230H203V231H210V232H205L206 234H207V236H208V238L206 237L205 238V233L204 232H202V233H204L203 234V236H201L202 234L201 233H198V231H197V234H198V237L196 238L195 236H193V233L192 232H190L189 230H190ZM220 228V227H219ZM79 229H80V231H79ZM184 229H185V231L187 232V233H185V232H182V230L184 231ZM187 229V230H186ZM83 230L85 231L84 232V234H83ZM167 230V231H166ZM172 232H171V231ZM75 231V232H74ZM79 231V232H78ZM149 231V232H148ZM174 231V232H173ZM175 231H176V233H175ZM74 232V233H73ZM144 232V233H143ZM164 232V233H163ZM168 232V233H167ZM169 232H171V234H172V238H171V234L169 233ZM76 233V234H75ZM78 233H80V234H78ZM191 233H192V235H191ZM54 233L53 232H50V233H48V234H46L45 233V235H40V236H38V237H36L34 240H30L29 242H30V244L31 243H34V244H29L28 242L27 243H25L23 240H22V243H24V244H22L21 243V245L23 246H25V248L24 249H27L29 246L28 245H26V244H29L30 246H31V249H32V245H33V248L34 249H32V256H33V261H34V263L35 264H38V261H40V264H56V263H58V261L59 260H53V262L51 263V259H50V256H51V249L50 248H54L53 246H55V240L56 239H54V237H55V235H53ZM70 234V233H69ZM76 236H75V235ZM152 234V235H151ZM201 234V235H200ZM48 235V236H47ZM84 235H85V237H84ZM174 235H177L176 237L174 236ZM213 235V234H212ZM44 236H46V237H44ZM80 236L82 237L81 239H80ZM167 236V237H166ZM170 236V237H169ZM174 236V237H173ZM43 239H42V238ZM47 237H48V239L50 240V238H51V240L49 241V240H47ZM50 237V238H49ZM76 237V238H75ZM168 237H169V241L170 240H172L173 238H175L174 240H178V241H176V243H175V241H174V243L176 244V246H174L173 244V242H170V244H169V242H167L168 240ZM180 237V238H179ZM45 238H46V240H45ZM146 238V239H145ZM171 238V239H170ZM192 238V239H191ZM193 238H194V242H192L191 243V241L193 240ZM198 238H201L200 239V241H199V239ZM202 238H204V239H202ZM52 239H54V241H52ZM77 241H76V240ZM80 240V242H82V243H84V245H82L80 242H79V240ZM37 240H40V241H43V242H45V243H43V242H40V241H37ZM167 240V241H166ZM191 240V241H190ZM196 240L198 241V242H196ZM207 240V241H206ZM36 241V242H35ZM48 241V242H47ZM152 241V242H151ZM184 241V242H183ZM206 241V242H205ZM21 242V241H20ZM53 244H52V243ZM165 242H166V244H165ZM189 242V243H188ZM197 243V245H196V243ZM208 243V244H206V246L207 247H203L202 248V246L200 247V245H202V244H204V243ZM36 243H38V245L36 244ZM48 243V244H47ZM51 243V245H53L52 247L49 245ZM178 243H180V244H178ZM181 243H183L184 245L187 243V245H185L184 247L181 245ZM36 244V245H35ZM49 245V246H47V245ZM78 244H79V246H78ZM83 246V247H80L81 245ZM158 244V245H157ZM169 244V245H168ZM193 244H195L193 247H194V251L196 252V253H193L194 251L193 250H191L192 252V254L193 255H189L190 253H188L187 252V250L189 251V249L190 248H192L193 249V247H191ZM35 245V246H34ZM40 245V246H39ZM43 245H45L46 247H44ZM189 245V246H188ZM43 246V247H42ZM76 246H78V248L76 247ZM85 246V247H84ZM170 247V249H169V247ZM172 246H174V247H172ZM187 246V247H186ZM199 246V247H198ZM203 246H205V245H203ZM38 247V248H37ZM40 247H41V249H40ZM79 247H80V249H79ZM172 247V248H171ZM179 247V249H177ZM181 247H183L184 249H185V251H186V253H185V251H184V249H182ZM214 247H216V245L214 246ZM212 248L213 250H212V255H213V252L214 253H216V254H218L219 255V253L221 252V250H222V253H223V250L224 249H220V248H224L223 246L222 247H220V246H217L216 248ZM37 248V249H36ZM47 249L46 251L44 250V249ZM155 248H157V249H155ZM200 248H202V249H200ZM208 248V249H210V250H206V249ZM218 248V249H217ZM84 249V251L83 252H85V255L83 254V252H82V250ZM162 249V250H161ZM168 249H169V251H170V253H171V255H169V251H168ZM174 249V252L172 251ZM180 249H182L183 250V252L184 253H182V251L180 250ZM27 250H29V249H27ZM33 250H35L34 252H33ZM40 250V251H39ZM43 250V251H42ZM50 250V251H49ZM154 250V251H153ZM161 250V251H160ZM177 250V251H176ZM202 250V251H201ZM217 250H220V251H218L219 253H217ZM38 251V253H36ZM47 251H49V252H47ZM156 251H159V254H157L156 253ZM179 251V253H177ZM206 251V252H205ZM263 251V250H262ZM262 251L260 252V254H259V252H258V254L261 256V253H262ZM29 252V251H28ZM27 252V253H28ZM39 252H42V253H39ZM46 254H45V253ZM108 252V253H107ZM156 254H155V253ZM176 252V253H175ZM190 252V251H189ZM204 252V253H203ZM36 253V254H35ZM43 253H44V255H43ZM80 253L82 254V255H84V257L86 256V258H83V256L81 255L80 256ZM164 253H165V255H164ZM175 253V254H174ZM181 253V254H180ZM188 253V254H187ZM222 253H220L221 255L220 256H218L219 258V260H220V258L222 257L223 258V254ZM228 254H229V252H227ZM36 256L37 254H39V255H37L36 257H38V259H36V257L34 256V255ZM43 256H42V255ZM50 256H49V255ZM162 254V255H161ZM179 254V255H178ZM184 254H186L187 255V258H189V259H191V261L190 260H187V258H186V256L184 255ZM211 254V253H210ZM216 254H214L212 257H214ZM224 254H226V253H224ZM42 257H41V256ZM48 255V256H47ZM163 255H164V257H163ZM197 255V256H196ZM204 255V256H203ZM133 256L134 257H136V258H133ZM159 256V257H158ZM173 256V260H171L172 257ZM175 256V257H174ZM188 256H191V257H188ZM227 256V255H226ZM225 256V257H226ZM35 257V258H34ZM40 257V258H39ZM45 257L46 258H48V262H47V260H46V263H43V261H45ZM81 257H82V259H81ZM95 257V258H94ZM98 257V258H97ZM139 257V258H138ZM159 259H161V257H162V259L161 260H159ZM167 257V258H166ZM225 257H224V259L222 260V258H221V260L223 261L222 263H221V261H219V260H216L217 259V256H215L214 258V261H212V259L210 260L212 263H210V264H226V263H224L225 261L224 260H226L225 259ZM228 257V256H227ZM24 258V257H23ZM75 258H74V261H75ZM150 258H151V261H150ZM40 259V260H39ZM42 259H44L43 261H42ZM50 259V260H49ZM85 259V260H84ZM138 259H139V261H142L141 263H139L138 262ZM145 259H147V260H145ZM156 259V260H155ZM165 259H167V261H169L168 259H170L171 261L169 262V263H166L167 261H165L164 262V260ZM177 260V258H176V262L178 263V264H182L184 261H182V260ZM207 259H210V258H207ZM23 260V259H22ZM38 260V261H37ZM80 260H82V261H80ZM89 260V261H88ZM136 260V261H135ZM162 260H163V262H162ZM193 260V261H194ZM146 261H148L149 263H147ZM188 261H190V262H188ZM218 261V262H217ZM37 262V263H36ZM55 262V263H54ZM86 262L84 263V264H86ZM176 262H173L172 264H177ZM180 262V263H179ZM213 262H216V263H213ZM23 263H24V260H23ZM22 262H21V264H23ZM199 263V264H200ZM184 264V263H183ZM194 264V263H193ZM205 264H207V263H205Z\"/></svg>",
  "mask_w": 264,
  "mask_h": 264
}]
</instances>
